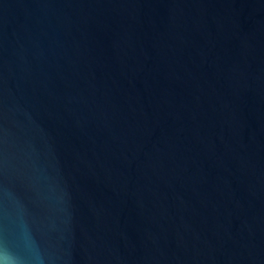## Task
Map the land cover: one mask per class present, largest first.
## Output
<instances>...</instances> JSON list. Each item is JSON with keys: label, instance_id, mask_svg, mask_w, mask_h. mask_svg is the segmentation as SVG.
<instances>
[{"label": "water", "instance_id": "obj_1", "mask_svg": "<svg viewBox=\"0 0 264 264\" xmlns=\"http://www.w3.org/2000/svg\"><path fill=\"white\" fill-rule=\"evenodd\" d=\"M0 264H264V0H0Z\"/></svg>", "mask_w": 264, "mask_h": 264}]
</instances>
